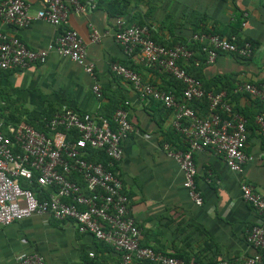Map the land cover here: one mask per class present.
<instances>
[{"label":"crops","instance_id":"crops-1","mask_svg":"<svg viewBox=\"0 0 264 264\" xmlns=\"http://www.w3.org/2000/svg\"><path fill=\"white\" fill-rule=\"evenodd\" d=\"M24 1L35 17L38 2ZM70 1L65 0L67 27L82 38L85 64L93 65L95 80L84 66L54 53L43 65L0 71V121L14 109L37 118L47 106L105 116L127 102L132 132L121 142L123 156L116 169L130 201V214L141 231V243L165 255H197L203 261L242 264L257 253L246 242L247 232L255 225H264V218L244 202L240 191L241 184L246 183L264 196V139L253 121L264 112V102L257 103L240 91L227 97L233 110L247 119L244 150L250 160L237 174L210 150L195 154L196 184L203 198V204L195 206L183 187L177 163L163 150L165 143L178 150L185 148V141L172 128V111L155 101L141 100L129 82L111 71V65L120 64L155 88L172 92L176 82L172 77L155 67H145L137 55L128 56L115 42L117 18L145 26L150 37L174 46L189 44L204 27L219 29L235 23L237 8L244 19L240 38L256 44L252 56L241 59L221 54L214 64H204L202 77L204 83L220 79V86L227 81L235 88L262 83L264 0H129L122 17L109 13V0H78V5ZM64 29L35 18L24 28L0 21L2 33L16 36L33 50L47 48ZM93 29L100 35L99 42L90 41ZM94 82L101 87L99 100L91 90ZM22 253L37 254L44 264L119 262V254L110 246L91 235L79 234L72 221L39 215L0 228V264H17L16 256Z\"/></svg>","mask_w":264,"mask_h":264},{"label":"built area","instance_id":"built-area-1","mask_svg":"<svg viewBox=\"0 0 264 264\" xmlns=\"http://www.w3.org/2000/svg\"><path fill=\"white\" fill-rule=\"evenodd\" d=\"M40 5L35 17L29 13L24 0H4L0 4V21L24 28L34 20L65 29L45 49L28 48L16 36L0 31V71L25 70L43 65L51 53L84 66L95 80L93 65L85 64V44L79 34L68 29V6L65 0H36ZM78 5V0H71ZM244 26V23H242ZM114 39L128 56L137 55L145 67H155L183 86L178 97L144 82L135 72L114 63L111 71L129 82L141 100H152L172 111V128L185 141L184 150L163 144V150L178 165L183 176V187L195 206L203 204L196 184L195 154L210 150L224 160L231 172L241 174L250 156L245 153L247 120L233 110L224 91H206L203 84L189 75L179 63L201 62L186 45L164 47L155 43L145 26L128 24L117 18ZM91 42H99L100 35L93 29ZM200 43L206 66L225 54L249 59L254 47L240 43L236 36L197 33L189 43ZM94 97H102L101 87L94 82ZM251 99L264 102V82L245 83L234 90ZM205 99L206 114L200 116L191 107L194 101ZM127 102L117 108L110 118L78 113L63 107L46 124V132L22 123L5 125L0 121V228L34 215L49 216L55 220H70L79 234L91 235L119 254L118 264H197L155 252L141 245V231L130 214V201L123 192L116 166L121 161V142L132 132L128 119ZM254 124L264 139V112L254 117ZM76 134V137L73 135ZM88 149L103 151L108 162H89ZM35 184L37 190L30 189ZM241 197L259 216L264 218V196L250 185L242 183ZM246 242L257 253L242 264H264V225L253 226ZM17 264H44L37 254L16 256ZM210 264H230L216 260Z\"/></svg>","mask_w":264,"mask_h":264},{"label":"trees","instance_id":"trees-1","mask_svg":"<svg viewBox=\"0 0 264 264\" xmlns=\"http://www.w3.org/2000/svg\"><path fill=\"white\" fill-rule=\"evenodd\" d=\"M80 3V0H79ZM128 3L129 0H109L108 2V11L111 15L115 16V17H122L125 15V13L127 12V7H128ZM236 12V17L237 20L235 21V23H228L226 26H223L219 29H214L213 27L211 28H203L200 31L196 32L197 33H209V34H218L220 36H225V37H229V36H236L237 39L239 40L240 43L242 42H249L253 47L256 46V44L250 40V39H242L239 36V30H240V26L242 25V23L244 22L243 19V13L240 12L237 8L235 9ZM151 39L164 47H171V45H167L166 43H160L158 41H156L154 38L151 37ZM191 42V41H190ZM188 48H190L193 52H194V57L198 58L201 62V64L198 67H194L193 66V62L189 61L187 64L184 63H179L181 66H183V68L185 69V71L193 76L194 78H196L197 80H199L206 91H210L212 88H215V90H213L214 93H218L221 91V89H225V94L227 97L229 96H233L236 95L234 93V90H236V88L234 86H230L228 85L227 81L225 84H223L222 86H220V79H215L214 81H211L210 83L205 82L203 80L202 74H201V70L202 67L204 66V57L203 54L201 52H199L200 49V43H189V44H185ZM176 81V80H175ZM218 82V83H217ZM175 89L174 91H172V93H174L176 96H180L183 86L181 85L180 82L176 81L175 82ZM225 87V88H224ZM212 91V90H211ZM248 96V95H247ZM249 97V96H248ZM256 102L258 103V100H256ZM260 103V101H259ZM123 106V105H122ZM121 106V107H122ZM198 108H197V107ZM191 107L196 110L201 116L206 114L207 111V102L205 99L201 100V101H194L193 103H191ZM120 108V107H117ZM115 108V110L117 109ZM198 109V110H197ZM114 110V111H115ZM59 110H55L53 107L51 106H47L44 110H42L41 114L39 117H27V115L22 112V111H17L16 109H14L13 111H11L9 113L8 116L3 117V122L5 125L11 124V125H17V124H28L31 125L35 130L40 131V132H46V130L44 129V124H46V122L51 119L53 117V115L58 112ZM110 112L107 115H100L104 118H110L112 116V114L114 113ZM236 112H239L237 110H235ZM260 113V112H259ZM244 118V114L240 113ZM246 119V118H245ZM247 120V119H246ZM254 121V120H253ZM73 137H76V134L73 135ZM85 159L89 162H93V163H101L103 165H106L108 162V158L106 156V154L101 151V150H94V149H88L87 150V154L85 156ZM30 189L32 190H37V187L35 184L30 186ZM142 246H146L144 244L141 243ZM152 248V247H151ZM154 249V248H153ZM155 252H157L154 249ZM159 253V252H158ZM173 257L179 258L184 260L185 262H195L197 264H210L215 262L214 260H209V261H203L201 257L197 256V255H182V254H173L171 255ZM262 257L264 258V251L262 252Z\"/></svg>","mask_w":264,"mask_h":264}]
</instances>
